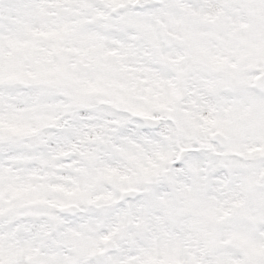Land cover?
<instances>
[{"label": "snow or ice", "instance_id": "1", "mask_svg": "<svg viewBox=\"0 0 264 264\" xmlns=\"http://www.w3.org/2000/svg\"><path fill=\"white\" fill-rule=\"evenodd\" d=\"M0 264H264V0H0Z\"/></svg>", "mask_w": 264, "mask_h": 264}]
</instances>
